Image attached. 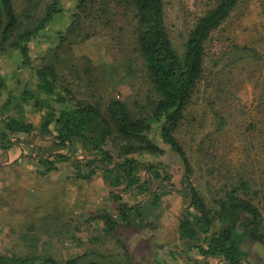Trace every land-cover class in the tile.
Wrapping results in <instances>:
<instances>
[{"label":"rangeland","instance_id":"1","mask_svg":"<svg viewBox=\"0 0 264 264\" xmlns=\"http://www.w3.org/2000/svg\"><path fill=\"white\" fill-rule=\"evenodd\" d=\"M24 1L15 0L18 10L21 4L26 3ZM214 2L165 0L166 23L178 49L182 48L185 34L196 16ZM76 4L77 0L60 1L63 12L32 41L29 67L22 66L20 54L15 48L5 45V50L0 53V77L5 83L0 91V118L3 114H10L37 126L41 123V114L35 112L32 102L23 103L20 94L25 87L32 89L34 69L45 62L55 49L61 85H69L78 99L99 101L104 105L109 98H120L135 115L150 112L146 95L153 98V93L141 74L131 78L124 65L111 67L107 59L110 45L106 38L100 36L99 25L91 23L90 29H87V25L81 23L85 33L83 39L76 40L73 33L66 41L60 40V33L72 22ZM118 25L116 21L112 28L116 29ZM130 47L127 40L123 45V56L133 55L127 52ZM206 54V75L208 80L215 77L209 87L213 90L201 97L199 93L198 104H194L196 106L192 111L197 119L194 125H203L204 133L211 132L218 125L212 117L213 110L222 112L228 126L217 140L223 138L229 141L233 152L229 157L238 162L240 171L244 170L251 178L250 186L257 189L256 205L264 213V151L261 149L264 0H240L224 24L213 32ZM88 61L99 71L89 70ZM214 84H218L223 92ZM7 99L10 104L3 111ZM213 101H218L215 108ZM248 115L255 121V126L250 129L246 128ZM35 133L28 136L26 143L8 150L0 149V253L66 260L92 252V260L96 264H160L163 256L169 264H223L220 257L202 256L194 247L188 250L185 240H181L184 246L180 245L178 219L188 208V201L182 191L186 186L181 183L183 175L178 164L168 166L175 189L164 194L163 189H156V183L151 186V193H132L124 191L123 186L115 190L99 171L89 180L77 178L73 176L69 163L56 162L57 169L44 176L38 172L39 159H52L55 148L49 137L41 139ZM183 141L192 165L189 179L205 197L209 207L218 208L214 198L220 189L219 181L225 177L218 173L208 175L207 166L196 153L197 142L196 145L191 142L189 134L183 137ZM116 147L118 143L110 144V150L117 153ZM19 154L23 157L17 161L15 158ZM85 157L77 144L68 162ZM157 159L176 161L169 154ZM217 163L216 167L222 169L224 164ZM227 166L233 167L231 162ZM143 175L148 179L146 172ZM112 190L119 191L122 201L128 205L142 207V220L130 211L132 223H123L118 214V203L111 196ZM156 190L160 194L159 200L153 204L152 194ZM105 213L111 214L117 221L111 233L104 221L95 218ZM138 224L143 227H137ZM262 231L264 233V221ZM243 250L246 252L245 264H264L262 244L245 238ZM100 254L109 257L103 262L98 257Z\"/></svg>","mask_w":264,"mask_h":264},{"label":"trees","instance_id":"2","mask_svg":"<svg viewBox=\"0 0 264 264\" xmlns=\"http://www.w3.org/2000/svg\"><path fill=\"white\" fill-rule=\"evenodd\" d=\"M60 1L25 0L18 10L15 0H0V53L9 44L19 52L22 66L29 67L32 41L63 12ZM239 1L215 0L212 6L196 16L185 34L182 48L178 49L166 23L165 0H77L72 22L60 33V40L66 41L73 33L76 40L83 39L85 33L81 23H85L87 29L91 23L99 25L100 36L110 45L107 59L111 67L124 65L131 78L141 74L153 93V98L146 95L150 112L135 115L120 98H109L104 105L99 101L78 99L69 85H61L55 49L45 62L33 68L32 89L25 87L20 94L23 103L32 102L35 112L41 114V123L37 126L3 114L0 118V149L8 150L15 144L26 143L28 136L36 131L41 139L49 137L55 148L52 159L40 157V174L48 176L57 169L56 162L69 163L74 177L89 180L99 171L111 188L118 190L123 186L124 191L137 194L151 193L154 183L158 184L156 189L164 190L163 194L175 189L168 166L176 163L183 175L181 183L186 189L182 191L188 201V208L178 219L179 239L185 240L188 250L197 247L202 256L220 257L223 264H245V238L264 246V213L255 202L257 189L250 186L251 178L244 170L240 171L238 162L229 157L233 154L229 141L217 140L228 126L222 112L213 110L212 117L218 125L207 133L203 132V125H194L197 119L192 113L198 104L199 93L201 97L213 90L209 87L215 77L208 80L206 75L208 42ZM116 21L119 25L113 29ZM127 40L131 44L127 52L133 55L123 56V45ZM88 63L89 70L99 71ZM4 87L0 77V91ZM213 99L217 100V97L213 96ZM213 103V107H217L218 101ZM9 104L7 99L3 111ZM248 116L246 128L250 129L255 126V121ZM261 132V149L264 151V115ZM188 134L191 142H197L196 153L207 166L208 175L218 173L225 177L219 181L220 189L214 198L218 205L216 209L209 207L189 179L192 165L183 141ZM212 134L214 136L209 138ZM112 143H118L117 153L110 150ZM77 144L86 157L68 162ZM166 154L176 161L157 159ZM216 162L223 163V168L216 167ZM229 162L232 168L227 166ZM143 172L148 174V179ZM159 195L157 190L152 194L153 204L158 202ZM111 196L118 203L117 210L123 223H132L130 211L142 220V207L122 201L119 191L112 190ZM95 218L104 221L110 233L115 230L117 221L111 214ZM137 227L143 226L138 224ZM92 257V252L66 260L0 253V264H96ZM98 257L104 262L109 256L100 254Z\"/></svg>","mask_w":264,"mask_h":264},{"label":"crops","instance_id":"3","mask_svg":"<svg viewBox=\"0 0 264 264\" xmlns=\"http://www.w3.org/2000/svg\"><path fill=\"white\" fill-rule=\"evenodd\" d=\"M16 145V144H15ZM14 145V146H15ZM17 145H20V144H17ZM14 146H12V147H14ZM22 157L23 156H21L20 154L19 155H17V157L15 158L17 161H20L21 159H22ZM180 245L181 246H184V244H183V242L180 240ZM160 260H161V262H160V264H169V263H167V260H166V258H165V256H163V257H161L160 258Z\"/></svg>","mask_w":264,"mask_h":264},{"label":"flooded vegetation","instance_id":"4","mask_svg":"<svg viewBox=\"0 0 264 264\" xmlns=\"http://www.w3.org/2000/svg\"><path fill=\"white\" fill-rule=\"evenodd\" d=\"M194 248H196L197 249V247H194ZM198 250V249H197Z\"/></svg>","mask_w":264,"mask_h":264}]
</instances>
